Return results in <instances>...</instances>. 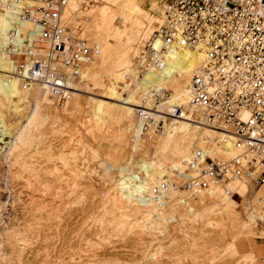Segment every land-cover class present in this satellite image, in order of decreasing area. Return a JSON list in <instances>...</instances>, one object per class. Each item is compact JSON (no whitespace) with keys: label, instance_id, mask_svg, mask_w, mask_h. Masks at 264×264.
Listing matches in <instances>:
<instances>
[{"label":"rangeland","instance_id":"1","mask_svg":"<svg viewBox=\"0 0 264 264\" xmlns=\"http://www.w3.org/2000/svg\"><path fill=\"white\" fill-rule=\"evenodd\" d=\"M72 1L63 12L69 29L97 50L69 80L67 108L38 84L20 82L23 99L0 94V264H264V214L252 221L245 211L249 201L264 198L261 187L241 180L225 187L232 180L196 194L193 209L181 205L180 189L165 190L163 183L180 185L188 177L189 138L181 154L175 146L166 151L173 116L149 141L136 112L121 105L134 95L148 109L135 88L145 71L134 70L169 0H136L132 12L115 10L121 0ZM13 20L14 6L0 9V42ZM0 54V77L9 85L20 81ZM106 97L115 105L97 116L95 100ZM124 175L150 181L160 204L144 208L123 195L118 184Z\"/></svg>","mask_w":264,"mask_h":264},{"label":"built area","instance_id":"2","mask_svg":"<svg viewBox=\"0 0 264 264\" xmlns=\"http://www.w3.org/2000/svg\"><path fill=\"white\" fill-rule=\"evenodd\" d=\"M69 1L0 2L2 11L14 6L18 15L0 42L14 75L26 86H42L60 105L69 96V80L79 76L97 50L69 29L63 14ZM20 23L30 27L22 30ZM173 47L204 54L189 84V102L209 127L226 136L218 145L231 138L238 154L221 159L200 150L189 163L188 177L180 185L163 183L165 190L204 192L232 180L264 187V0H169L144 45L138 71L164 68L165 54ZM147 111L138 108L136 116L141 136L150 141L163 131L164 121ZM181 114L176 107L173 116Z\"/></svg>","mask_w":264,"mask_h":264},{"label":"bare ground","instance_id":"3","mask_svg":"<svg viewBox=\"0 0 264 264\" xmlns=\"http://www.w3.org/2000/svg\"><path fill=\"white\" fill-rule=\"evenodd\" d=\"M71 2H73V1L71 0ZM112 3H113V0H112ZM118 4H119V2H118ZM124 8L131 9V12H132V10L136 11V9H137L136 0H121L120 6L118 8H116L115 10L121 11V10H124ZM101 12H103V11L101 10ZM104 12H105V9H104ZM126 15H128V14H126ZM109 18H111V16ZM116 18H118V17H116ZM106 20H107V18H106ZM117 21H115V22H117ZM124 22L126 23V21H124ZM158 25L159 24L154 25L152 33L154 32L155 28L158 27ZM99 27H102V26H99ZM155 44L159 45L160 43H159V41H156ZM105 54H107V53H105ZM165 55H166V60H165L164 68L155 69V68H150L151 67L150 66V67H148V69H146V71L144 70L145 73H143V71H142V73H143L142 77L143 78L140 80L141 82L136 83L135 88L141 89V91H142L141 93L144 94L143 100H145L146 105H148L147 108L149 109V111H147V112H151L152 116H154V118L157 120H160V119L166 120L165 117H167L168 114L173 116V111L176 107H180L182 109V114L178 117L173 116L172 117V118H174L172 120L173 122H171V124L166 128V135H165V139H164V147H165L166 151H168L173 146H175L176 148H175L174 153L181 154V152H183V149H184L182 147L181 143H185L186 139L188 140V138H189L190 145H193V148L190 147L191 149H193V153H192L193 155L192 154L190 155L192 157L193 156L195 157L196 154L200 150L205 151V149H207L206 152L212 156H214V155L217 156L219 154H223V155L231 158V157L237 155L238 150L233 147L231 138H229L225 144L218 145V141L220 139L226 138V136L223 133H221L220 131H218L212 127H209L203 119V113L201 112V110L197 109L195 106H192L189 102V93H188L189 84L191 82L192 77L197 73L199 68L202 66L203 61H204V54L200 50H197V49H186V48L173 47L170 50H168V52H166ZM105 56H107V55H105ZM1 60L3 61V57L2 58L0 57V64L2 63ZM138 70H139V67L134 70V73L140 74L141 72ZM20 82L21 81H19V80H14V81H11L10 85H9V84L5 83V80H3L0 77V94L5 95V97L11 95L13 97L23 99L25 94H23V91L20 88ZM113 88H114V86H113ZM112 90H113L112 92L116 91L114 89H112ZM164 92H166V93L164 94ZM70 94H72V93H70ZM118 95H119V93H118ZM120 95H121V93H120ZM128 96H126L127 97L126 102H123V104H121L122 106H124L123 109L126 113H127V109L128 110L132 109L134 112H137L138 108H143L141 103H139V105H137L136 104L137 102H134V100H135L134 95H133V97H128ZM68 97H70V96H68ZM130 98H132V100H129ZM157 98H159L160 104L157 103ZM111 99L112 98H108V97L96 99L95 100L96 102H95L94 113L97 116H101V115L103 116L104 110L108 105H115V104H112L109 102V101H114L113 99L112 100ZM120 99H122V98H120ZM70 100L68 98V100H65L63 102V109L67 108L68 102ZM50 101H53V100H50ZM118 101H117V103H118ZM124 101H125V99H124ZM149 107H155V108H149ZM128 113H129V111H128ZM131 113H132V111H131ZM164 113H167V114H164ZM119 116H121V115H119ZM126 116H128V115L126 114ZM247 116H248V114H245L243 116L244 119H246ZM129 117H127L128 120H130ZM168 117H170V116H168ZM158 118H160V119H158ZM119 122H121V120ZM1 124L3 125V128H4L5 123L1 122ZM194 125H196V127H194ZM203 127L210 129L212 131L204 130L205 128H203ZM197 140H199L198 143H196ZM21 141L22 140H20V142ZM195 145H197V146H195ZM190 148H186V150L189 151ZM11 157H12V155H11ZM229 158H225V159H229ZM150 170L151 169H149V171ZM190 172H191V170H190ZM190 172H188V174ZM149 182L146 181V182L137 183V182H134L133 177H126L124 175L119 179L118 185H119V189H121V191L123 192V195H126V197H130V198L134 197L135 201H137L139 203V205H141L144 208H152V207H156V206H158V204H160L161 198L159 195H157V193L154 195L151 194L152 192H150V190H149V186H150ZM243 182L247 183V181H243ZM151 184H153V183L151 182ZM233 184L237 185V184H239V182H235V181L233 182L232 181L231 184L228 183L225 187H229L230 185H233ZM215 187H216V189L222 188L220 185H217ZM212 189H210L209 191H204V192L210 193ZM260 189L264 191V187H261ZM199 192H203V191H196L193 193L192 192L188 193V192L180 190L181 195H179L178 201L181 205H183L185 207H189L190 209H193V208H191V206L189 204H191L192 198L196 194L198 195ZM250 203H253L252 204L253 206H251ZM248 204L249 205H247V208L245 211L247 212V217L249 216L248 218L251 219L252 221L259 218V215H261L262 213L264 214V198L263 197L259 196L256 198V200L254 202L249 201Z\"/></svg>","mask_w":264,"mask_h":264},{"label":"crops","instance_id":"4","mask_svg":"<svg viewBox=\"0 0 264 264\" xmlns=\"http://www.w3.org/2000/svg\"><path fill=\"white\" fill-rule=\"evenodd\" d=\"M239 2H242V0H239Z\"/></svg>","mask_w":264,"mask_h":264}]
</instances>
